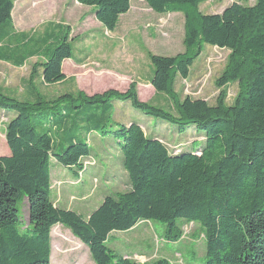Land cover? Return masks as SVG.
Instances as JSON below:
<instances>
[{
  "label": "trees",
  "instance_id": "obj_1",
  "mask_svg": "<svg viewBox=\"0 0 264 264\" xmlns=\"http://www.w3.org/2000/svg\"><path fill=\"white\" fill-rule=\"evenodd\" d=\"M74 1L89 7L107 32H113L130 9L129 0ZM142 1L159 15L183 14L184 53L148 56L150 84L155 93L168 97L170 111L142 102L134 85L123 93L77 92L52 98L29 92L27 101L0 92V114L8 118L4 131L8 153L0 156V264H50V233L57 225L87 247L94 264H168L137 263L114 254L105 243L111 232L129 231L141 221L164 224L165 240L176 242L182 236L178 220L199 225L205 264H264V0H255L252 6L232 3L220 14L200 13L198 6L206 0ZM13 8V0H0V61L22 67L37 54L15 55L31 39L13 29ZM204 44L229 52L216 86L239 84L231 105L225 104L223 89L214 106L200 99L181 101L173 92L175 78L188 77ZM70 58L65 27L58 44L43 56V83L63 82L62 64ZM117 101L128 102L178 132L187 127L203 131V145L196 151L170 154L141 126L121 125L113 135L121 141L122 168L130 189L106 196L84 219L51 201V162L77 175L85 173L87 137L107 133ZM25 199L31 229L21 231L16 207Z\"/></svg>",
  "mask_w": 264,
  "mask_h": 264
},
{
  "label": "rangeland",
  "instance_id": "obj_2",
  "mask_svg": "<svg viewBox=\"0 0 264 264\" xmlns=\"http://www.w3.org/2000/svg\"><path fill=\"white\" fill-rule=\"evenodd\" d=\"M13 2L15 31L26 32L31 39L25 46H19L15 55L26 58L30 54L37 55L27 59L22 67L0 62L1 93L27 101L29 92L52 98L77 92L84 95L101 94L107 90L123 93L134 85L142 102L171 110L168 97L155 93L150 84L152 67L148 56L174 57L184 53L182 13L159 15L142 0H129V11L120 16L113 32H107L89 7L78 5L74 0ZM232 3L252 6L255 0H206L198 9L202 14H220ZM65 27L69 29L71 58L63 64L65 80L49 86L42 81L40 65L58 44ZM228 54L225 49L204 44L201 54L189 69L188 77L175 78L173 92L181 101L185 98L200 99L214 106L223 89L225 104L231 105L238 94L239 84L231 83L221 89L216 86L225 69ZM33 71L35 77L31 79ZM113 105V124L105 129L107 133L94 132L87 137L90 153L89 159L84 162L85 173L77 175L73 170L51 162V201L84 219L100 206L106 196L116 197L129 190L128 177L122 168L121 141L113 135L121 125L135 123L141 126L147 136L160 139L170 154L196 151L203 145V131L187 127L178 132L170 124L134 110L128 102L117 101ZM10 114L13 116L14 113ZM7 121L8 118L0 114V156L8 153L4 140ZM16 208L21 231H26L29 227L26 199ZM177 226H181L182 236L176 242L165 240L164 224L141 221L129 231L111 232L105 245L114 254L126 255L137 263L165 260L168 264H205V240L199 225L178 220ZM57 227L61 229L53 227L51 230L50 264H94L87 247L66 227ZM62 231H68L79 244L76 246ZM134 255H143L147 259H135Z\"/></svg>",
  "mask_w": 264,
  "mask_h": 264
},
{
  "label": "crops",
  "instance_id": "obj_3",
  "mask_svg": "<svg viewBox=\"0 0 264 264\" xmlns=\"http://www.w3.org/2000/svg\"><path fill=\"white\" fill-rule=\"evenodd\" d=\"M38 2V1H37ZM13 11H14V8H13ZM13 11H12V13H11V19H13ZM12 26H13V29L14 30H16L15 29V27H14V25H13V21H12ZM17 32V31H16ZM17 33H23V34H27L26 32H17ZM1 62V61H0ZM5 63V62H4ZM65 62H63V64H64ZM6 64H8V63H6ZM63 64H62V71H63ZM59 182H61V181H59ZM62 183V182H61ZM129 189H130V186H129ZM89 217V216H88ZM58 227H60V226H58ZM57 226H55L54 227V229L55 228H57V229H61V228H58ZM63 233L65 232V233H67V235L76 243L75 245L77 246V241L73 238V237H71V235H70V233L68 232V231H62ZM59 236L60 237H63V235L62 234H60L59 233ZM50 238H51V233H50ZM60 239V238H59ZM52 240V239H51ZM51 242V241H50ZM79 244V243H78ZM70 250V249H69ZM122 257H124V258H128V256H126V255H121ZM50 257H51V255H50ZM134 258H144V259H147L145 256H143V255H134ZM129 259V258H128ZM77 262H75V263H73V264H76ZM141 263V262H140Z\"/></svg>",
  "mask_w": 264,
  "mask_h": 264
},
{
  "label": "built area",
  "instance_id": "obj_4",
  "mask_svg": "<svg viewBox=\"0 0 264 264\" xmlns=\"http://www.w3.org/2000/svg\"><path fill=\"white\" fill-rule=\"evenodd\" d=\"M136 259V258H135Z\"/></svg>",
  "mask_w": 264,
  "mask_h": 264
}]
</instances>
